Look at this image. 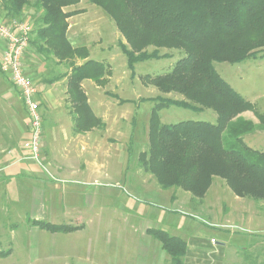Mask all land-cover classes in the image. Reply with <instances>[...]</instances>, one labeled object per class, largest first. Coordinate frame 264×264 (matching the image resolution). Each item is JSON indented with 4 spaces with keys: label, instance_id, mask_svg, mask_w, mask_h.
I'll use <instances>...</instances> for the list:
<instances>
[{
    "label": "rangeland",
    "instance_id": "rangeland-1",
    "mask_svg": "<svg viewBox=\"0 0 264 264\" xmlns=\"http://www.w3.org/2000/svg\"><path fill=\"white\" fill-rule=\"evenodd\" d=\"M36 3L37 0H30L16 19L30 25L32 40L37 38L34 33L42 26L44 13L36 8ZM64 11L81 12L73 16L74 20L67 19V23L82 25L88 32H80L83 40L78 42L79 46L89 45L91 59L110 66L113 84L121 87V93L117 92L126 101L116 108V113L125 120L119 124L121 134L107 136L104 148L97 155L103 171L76 174L70 182L62 177L54 179L44 161L43 157H50L44 124L39 160L34 159L27 147L32 140L29 127L25 144L28 168H14L0 174L1 178L4 175L0 179V264H162L166 258L167 264H171V256L148 230H163L184 240L188 246L184 264H264V201L236 196L221 177L213 178L203 198L181 188L164 189L140 162V155L150 149L149 129L157 104L154 101L185 100L179 94H165L152 85L146 87L143 78L170 72L185 56L184 52L150 46L135 55H152L157 50L160 58L131 68L125 51L132 52V47L106 10L90 0H80L78 5ZM81 14L86 16L78 17ZM4 15L0 12L3 23L13 22L4 21ZM27 52L24 64L31 75L26 64ZM56 60L65 63L66 69L83 61ZM214 65L235 91L254 104L259 114H264V52L241 64L215 62ZM91 84L90 80L86 88L93 99ZM158 118L164 125L216 123L217 114L210 109L194 112L172 106L161 109ZM239 118L255 126L253 132L243 137L244 142L264 153L263 123L250 111ZM224 137L227 146V133ZM72 156L75 165L81 168L77 154ZM29 171L39 176L41 183L33 177L19 175ZM44 179L60 192L46 185ZM36 222L75 230L52 232Z\"/></svg>",
    "mask_w": 264,
    "mask_h": 264
},
{
    "label": "trees",
    "instance_id": "trees-1",
    "mask_svg": "<svg viewBox=\"0 0 264 264\" xmlns=\"http://www.w3.org/2000/svg\"><path fill=\"white\" fill-rule=\"evenodd\" d=\"M90 1L106 10L127 38L132 52L126 50L125 54L131 68L160 58L157 50L152 55H135L150 46L178 49L185 54L170 72L143 78L145 85L185 99L153 100L157 104L149 129L150 149L140 155L144 169L155 175L164 189L181 188L197 198L207 194L214 177H221L236 196L264 201V153L244 142L243 137L253 132L255 126L239 118L245 112H253L264 129V114H259L254 104L235 91L214 65L241 64L264 52V0ZM79 3L80 0H37L36 8L44 11L42 26L30 43L47 57L85 61L80 66L72 65L68 94L76 113V130L86 132L100 122L89 106L82 82L91 80L104 87L112 72L109 65L89 59L87 48H74L67 37V19L81 12L66 13L64 9ZM29 4L30 0H0L3 20L15 21ZM172 106L194 112L210 109L217 114V121L160 124L159 111ZM35 224L52 232L75 230L49 223ZM148 233L171 256V264H184L188 251L184 240L163 230Z\"/></svg>",
    "mask_w": 264,
    "mask_h": 264
},
{
    "label": "crops",
    "instance_id": "crops-1",
    "mask_svg": "<svg viewBox=\"0 0 264 264\" xmlns=\"http://www.w3.org/2000/svg\"><path fill=\"white\" fill-rule=\"evenodd\" d=\"M24 13L26 14L27 11ZM84 15L86 16V14H81L78 17H85ZM74 19L75 17H72L70 20ZM84 31L85 33L88 32L77 22L69 24L67 37L74 48L81 47L78 42H82L83 35L80 32ZM34 36L36 37L35 33ZM84 47L88 48L89 59H91V48L89 45ZM4 49L5 43L0 40V55ZM95 49L100 50L99 48ZM27 53L26 64L30 76L38 88L37 99L43 118L45 143L50 150V157L47 155L46 158H43L49 165L53 178L60 180L62 177L70 182L69 179L76 174L103 171V164L99 162L97 155L104 148L107 136L121 134L119 124L125 120L119 113H116V108H119L126 101L117 92L121 93V87L113 84L114 75L109 77L108 83L104 87L98 86L92 81L90 89L94 94L93 99L86 88V84L90 80L82 82V88L87 96L89 106L100 123L90 131L78 132L75 123L76 113L69 101L68 94V78L72 72V67L66 69L65 63H60L52 56L47 57L41 54L33 43L29 45ZM84 63L85 61H78L76 65L80 66ZM113 85L115 90L112 88ZM149 86L146 85V87ZM26 117L28 115L19 91L12 85L7 74L0 73V174L14 168L23 167L25 170L28 168L26 161L29 159V153L25 144L29 138V122ZM74 153L77 154L78 161L82 163L81 168L75 165L76 159L72 156ZM29 172L19 173V175L33 177L35 181L41 183L39 176ZM2 178L0 177V179ZM44 181L50 188H54V191L60 192L55 186L47 183L45 179ZM251 249H253V245ZM167 262L168 259L166 258L162 264H167Z\"/></svg>",
    "mask_w": 264,
    "mask_h": 264
},
{
    "label": "built area",
    "instance_id": "built-area-1",
    "mask_svg": "<svg viewBox=\"0 0 264 264\" xmlns=\"http://www.w3.org/2000/svg\"><path fill=\"white\" fill-rule=\"evenodd\" d=\"M31 27L20 21L10 24L0 19V40L5 49L0 55V73L7 74L14 87L19 91L26 109L32 140L27 144L33 157L39 160L43 145V118L37 99L38 89L34 79L27 73L24 64L25 53L31 42Z\"/></svg>",
    "mask_w": 264,
    "mask_h": 264
}]
</instances>
